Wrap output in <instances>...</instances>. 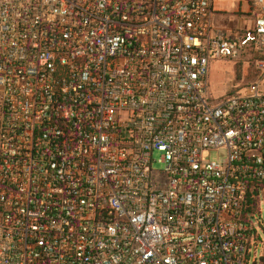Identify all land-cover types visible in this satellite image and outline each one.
I'll return each instance as SVG.
<instances>
[{
	"label": "built area",
	"instance_id": "1",
	"mask_svg": "<svg viewBox=\"0 0 264 264\" xmlns=\"http://www.w3.org/2000/svg\"><path fill=\"white\" fill-rule=\"evenodd\" d=\"M214 1L0 0V264H248L264 0L242 30ZM245 56L214 96L211 63Z\"/></svg>",
	"mask_w": 264,
	"mask_h": 264
},
{
	"label": "rangeland",
	"instance_id": "2",
	"mask_svg": "<svg viewBox=\"0 0 264 264\" xmlns=\"http://www.w3.org/2000/svg\"><path fill=\"white\" fill-rule=\"evenodd\" d=\"M216 14L213 16L215 25L227 29L242 30L252 24L253 16L248 4L241 0H216L214 1ZM237 15V17H235ZM255 61L245 56L238 61L218 59L211 63L209 72V89L214 96H223L236 93L252 82L256 77ZM223 150H211L204 153V158L211 161L220 160ZM155 153L154 157H158ZM158 168L159 164L154 163ZM259 212L253 217L259 237L253 244L248 264H264V195L258 198Z\"/></svg>",
	"mask_w": 264,
	"mask_h": 264
},
{
	"label": "trees",
	"instance_id": "3",
	"mask_svg": "<svg viewBox=\"0 0 264 264\" xmlns=\"http://www.w3.org/2000/svg\"><path fill=\"white\" fill-rule=\"evenodd\" d=\"M230 94H233V93H230Z\"/></svg>",
	"mask_w": 264,
	"mask_h": 264
}]
</instances>
